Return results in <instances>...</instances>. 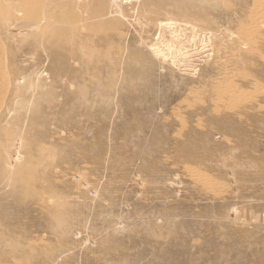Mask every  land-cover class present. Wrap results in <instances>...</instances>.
Masks as SVG:
<instances>
[{
	"label": "rangeland",
	"instance_id": "obj_1",
	"mask_svg": "<svg viewBox=\"0 0 264 264\" xmlns=\"http://www.w3.org/2000/svg\"><path fill=\"white\" fill-rule=\"evenodd\" d=\"M253 4L0 0V264H264Z\"/></svg>",
	"mask_w": 264,
	"mask_h": 264
},
{
	"label": "bare ground",
	"instance_id": "obj_2",
	"mask_svg": "<svg viewBox=\"0 0 264 264\" xmlns=\"http://www.w3.org/2000/svg\"><path fill=\"white\" fill-rule=\"evenodd\" d=\"M253 8L251 9V15H250V20L252 21V23L254 25H251V27H248L246 29H251L250 31L245 32V34L247 36H250L251 33H254L255 31L258 32V30L260 29V27H264V0H253ZM172 23V24H171ZM164 25V30L168 31L172 34V36H175L172 31H176L177 28H179V24L176 22H166L163 23ZM250 26V25H249ZM171 27H174L173 29ZM195 30V28H192L191 26L187 27V31L189 32V36H188V41H194L195 38H192V36H190L193 31ZM254 31V32H253ZM163 33H165L163 31ZM191 33V34H190ZM195 34V31L194 33ZM257 34V33H256ZM253 35V34H252ZM259 36V35H258ZM252 37V36H251ZM163 39V38H162ZM172 39V38H171ZM165 40V39H164ZM173 40V39H172ZM159 41V40H158ZM161 41V40H160ZM159 41V42H160ZM166 41V40H165ZM165 43V42H164ZM178 43V42H177ZM175 43V44H177ZM184 43V42H183ZM163 44V43H162ZM179 44V43H178ZM177 44V45H178ZM161 45V44H160ZM164 50V49H163Z\"/></svg>",
	"mask_w": 264,
	"mask_h": 264
}]
</instances>
